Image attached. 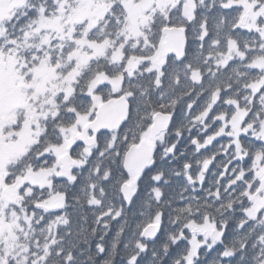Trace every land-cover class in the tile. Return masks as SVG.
I'll use <instances>...</instances> for the list:
<instances>
[{
    "label": "snow or ice",
    "instance_id": "1",
    "mask_svg": "<svg viewBox=\"0 0 264 264\" xmlns=\"http://www.w3.org/2000/svg\"><path fill=\"white\" fill-rule=\"evenodd\" d=\"M0 264H264V0H0Z\"/></svg>",
    "mask_w": 264,
    "mask_h": 264
}]
</instances>
